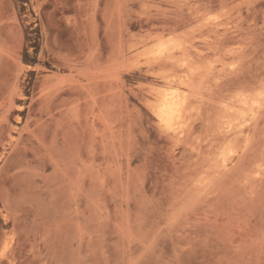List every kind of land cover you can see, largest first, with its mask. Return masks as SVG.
Listing matches in <instances>:
<instances>
[{
  "label": "rangeland",
  "instance_id": "rangeland-1",
  "mask_svg": "<svg viewBox=\"0 0 264 264\" xmlns=\"http://www.w3.org/2000/svg\"><path fill=\"white\" fill-rule=\"evenodd\" d=\"M0 264H264V0H0Z\"/></svg>",
  "mask_w": 264,
  "mask_h": 264
},
{
  "label": "bare ground",
  "instance_id": "bare-ground-1",
  "mask_svg": "<svg viewBox=\"0 0 264 264\" xmlns=\"http://www.w3.org/2000/svg\"><path fill=\"white\" fill-rule=\"evenodd\" d=\"M172 91H173V90H172ZM168 94H169V93H168ZM169 95H170V94H169ZM169 95H168V96H169ZM174 95H175V94H174ZM168 96L166 95L165 98L168 97ZM177 96H178V95H177ZM173 98H174V97H172V99H173ZM178 99H179V98H178ZM168 100H170V99H168ZM162 101H163V103H164V100H162ZM168 102H169V101H168ZM168 102H167V103H168ZM163 103H162V108H163V106L165 105V104H163ZM171 104H172V103H171ZM160 105H161V104H160ZM166 106H167V105H166ZM166 106H165V107H166ZM168 106H170V104H169ZM160 107H161V106H160ZM176 107H177V105H176ZM173 108H174V107H173ZM177 108H178V107H177ZM166 109H167V107H166ZM171 109H172V108H171ZM171 109H170V110H171ZM160 110H161V109H160ZM167 110H168V109H167ZM175 110H176V109H175ZM163 111H164V110H163ZM164 112H165V111H164ZM170 112H171V111H170ZM174 112H175V111H174ZM161 113H163V112H161ZM165 113H166V116H167V113H169V110H168L167 112H165ZM165 113H163V114H165ZM163 114L161 115V116H163L162 118H164V116H165V115H163ZM173 115H174V113H173ZM169 116H172V115L169 114Z\"/></svg>",
  "mask_w": 264,
  "mask_h": 264
}]
</instances>
